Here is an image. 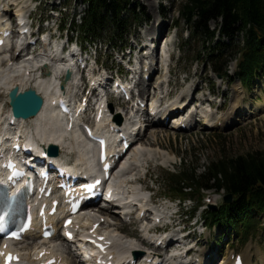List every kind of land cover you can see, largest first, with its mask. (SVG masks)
Wrapping results in <instances>:
<instances>
[{"label":"rangeland","instance_id":"obj_1","mask_svg":"<svg viewBox=\"0 0 264 264\" xmlns=\"http://www.w3.org/2000/svg\"><path fill=\"white\" fill-rule=\"evenodd\" d=\"M80 1L4 0L1 2L0 0V4L2 3L1 8L8 12V16L12 17L14 13L20 16L30 15L31 18H34L36 25H39L41 21L48 20L49 28H47L44 36H47L50 41L59 45L61 42L64 44L63 42L66 37V32L60 33V27L65 25L67 27L73 17L79 19V16L83 14L84 6L78 4ZM183 2L184 0H151L148 5L145 0H133L136 11L138 13L145 12L147 17L139 27L133 26L131 33L126 36L125 40L128 47H134L138 39L143 42L148 41L147 44L150 45V41L154 37H152L153 33L148 30L152 26L155 28L156 23L162 24L164 27L162 31L165 32V37L160 41L158 46L161 54L164 55L162 61L157 62L159 70L153 74V77L144 86L140 84L141 74L137 75L135 80L139 82V86L142 88L146 90L149 88L151 93H154L155 87L158 88V98L161 97V91L166 92V95H169L168 92L172 94L176 93L170 103L176 100L183 102L191 98L190 104L192 107L190 110L194 106L205 112L217 115V117L224 116L229 112L232 98L236 95V83L239 81L235 76L237 65L234 61L230 63L229 74L232 78L222 81L212 74L210 71L211 66L206 59L196 60L200 55L202 57L205 56L202 45L193 42L189 48H186L183 52H179V48L187 41L188 35L187 26L180 19L178 13ZM13 3L16 5L15 10L8 8ZM42 25L45 27L47 23H42ZM210 27L213 29L216 27V24L210 23ZM106 31L110 30L107 29ZM218 41L219 39L216 37L212 45ZM236 41H242L241 35ZM94 44L95 46L88 47L86 50L89 58V68L101 73L108 69L117 70L120 62L119 57L122 56L121 53L106 51L104 46L106 43L94 42ZM36 49L39 52H43L40 45ZM146 49L148 50V47ZM123 55H125L124 63H126L128 51H125ZM110 56L111 59L109 58ZM140 58L141 54L138 52H135L132 56V60L134 61H138ZM96 59L99 61L97 64L95 63ZM100 63H107V67H102ZM49 69L52 70L51 67ZM167 82L169 86H167ZM196 86L199 89L196 90ZM243 89L247 93L243 99V104L249 103L248 106H252L264 100V78L257 79L251 86ZM257 90L259 93H257ZM1 92L0 109L3 108L5 111H8L9 105L5 99L7 94L3 93V90ZM210 102L215 104L212 109L208 106ZM200 104L203 108H200ZM114 106H116V103H113ZM240 109H242V106ZM115 112H121L125 118L123 110H118L115 107ZM241 113L238 106L234 113L230 115L232 122H229L227 125L225 124V126L217 130H207L202 126H198L189 132H181L171 128V121L165 122V126L162 127L159 125L151 126L145 134L143 132L140 133L141 139L139 138L136 141L135 146L126 154L123 162L129 164V172L126 174V178L140 177L143 180L141 182L143 183L142 186L144 185L147 188L144 193L145 196H152L153 199L152 204L149 203L148 205L150 210L170 206L171 212H178L174 220L173 231L178 232L185 227L186 232L189 230L194 232L192 225L196 219L198 220V230L204 233L202 235L196 233L195 236L199 240V248L200 250L202 249L203 254L214 253L220 257L224 255L225 258H229L231 253L239 252L244 254L251 250V264H259L254 251L255 248H258L264 254V214L255 217V225L258 229L255 231V234L251 232L248 238L253 235L255 237L249 238L246 241L243 240L244 242L242 243L240 237H234L232 234L226 233L222 229L220 230L219 226L209 227L203 224V211L208 209L209 206H220L223 201L221 193L206 192L201 205L197 204L196 199L186 201L180 205L177 200H169L170 197L164 191L165 188L163 186V180L168 172H175L178 168H183L184 164V168L195 167L201 173L205 167L221 157L240 156L251 152L264 151V112L254 117H249L247 112H243V116H240ZM143 118H146L145 113L137 116L135 122L137 126H142L139 120ZM39 122H30L29 129L36 132ZM126 122L130 125V123L134 122V119L127 118ZM151 132H157V136L152 135ZM66 146H69V144L66 143ZM76 150V148L71 149L72 158L74 154H77ZM63 151H65V148L62 149ZM114 174L116 178L119 177L118 170ZM136 188H140V185L133 184L129 190H137ZM205 197H210V201L207 202ZM195 207L196 210L194 211ZM109 220L117 223L120 235L137 240L140 249L146 247L139 241V229L142 221L140 222L136 219V214L135 216H131L128 223L114 217H110ZM107 228L108 225L105 226V229ZM111 228L114 229L115 226L113 225ZM222 238L226 239L223 242V246L215 247L213 243L222 241ZM53 246L59 247V243L56 241L53 243ZM218 259L213 264H222L223 261L221 262Z\"/></svg>","mask_w":264,"mask_h":264},{"label":"trees","instance_id":"obj_2","mask_svg":"<svg viewBox=\"0 0 264 264\" xmlns=\"http://www.w3.org/2000/svg\"><path fill=\"white\" fill-rule=\"evenodd\" d=\"M78 4L85 10L79 22L71 20L75 35L69 39L83 47L103 42L108 50H121L132 27L147 17L136 11L133 0H81ZM178 13L188 30L181 52L193 42L202 45L205 56L196 60L206 59L212 74L222 80L231 79L229 65L236 61V76L245 87L264 77V0H184ZM210 23L216 27L211 29ZM240 35L242 41L237 42ZM216 37L219 41L212 45ZM184 167L168 172L163 180L164 191L172 199H196L200 205L208 191L232 194L230 204L204 212L205 222L242 232L245 240L257 230L255 217L264 214V151L221 157L201 173Z\"/></svg>","mask_w":264,"mask_h":264},{"label":"bare ground","instance_id":"obj_3","mask_svg":"<svg viewBox=\"0 0 264 264\" xmlns=\"http://www.w3.org/2000/svg\"><path fill=\"white\" fill-rule=\"evenodd\" d=\"M145 1L147 2L148 5L151 2V0H145ZM4 12H7V11H4ZM163 28L164 27L161 24L158 28V31H157V33H160V38L158 40L159 43L165 37V32L162 31ZM148 31L153 33L154 27L152 26ZM158 46H157V48H158ZM6 53L7 52H6V50H4V47L0 48V55L6 54ZM7 57L8 56H5L4 58L0 57L1 58V60H0V92H1V90H3V93L7 94L9 92V90H11L14 87L19 88V90L21 92L24 90H27V89H35L45 99L44 105H43L41 111L36 116H33V117L26 119V120H21V123H23V125H27L30 122H34V121L39 122L40 121L38 124L39 126L36 128V133H37V136L40 137V139L42 141L41 145L43 147H46L48 145H57L61 149V145L64 146L66 144V137H68L69 140H71L73 142V144L71 141L70 142L68 141L67 143L69 145H71L72 147L74 145H76L77 151H78L80 157L84 158V160H86L87 162L94 163L97 166L96 156L93 155L92 157L89 158V155H91L94 152V145L91 142L87 141V139L82 135V131L78 125V122L75 121L74 129L70 133H67L64 130H60V128H61L60 124L62 123V119L56 113L55 109L49 107V105H48V101H47L48 97L52 94V89L54 88V86L61 79V75H62L61 67H63V66L59 65V64L55 65V68H53L52 70H50V71L45 70L43 72V74L46 73V75H44L45 77L35 78L34 77V72H35L34 67L36 65H38L39 62H43L45 60L44 57L39 59L38 57L34 56L32 60L22 58L23 60L21 61V56L20 55L17 56L14 50H12V52L9 54V58H7ZM10 63H12V65L8 66ZM25 71L26 72L31 71L32 75L29 74V76H26ZM142 73H143L142 76H144L145 73L144 72H142ZM71 81H72V78L68 82V84L71 85V83H72ZM140 84L143 85L142 79L140 81ZM197 89H199L198 86H196V90ZM235 92H236V95H234L232 98V105L229 109V112L226 115H224V116L222 115L219 118L214 117V115H211V117L209 116L207 118L208 124L214 125L217 127L218 123L222 122L223 125H225V124L227 125L229 122H232V117H230V115H232L234 113L235 109L238 106H239V110H241V112H242L240 114V116H243L242 115L243 112H247L249 114V117L258 116L264 112V100L260 101L256 105H252V106H248L249 103L243 104V101H244L243 99L245 98L247 93H246L245 89H243V86L241 85V83L239 81H237V83H236ZM257 93H259V91ZM6 98L7 97H5V99ZM186 101L187 100H185L183 102H179V103H174V105L178 106V105L183 104ZM241 106H242V109H240ZM236 112H237V110H236ZM248 114H246V115H248ZM246 115H244V116H246ZM114 119H117V116H114ZM212 119H214V124H211ZM105 120L107 121V118H106V114L103 111V119L98 125L104 126L103 123ZM2 121H3V119L0 118V122H2ZM3 123L5 124L6 121H4ZM155 125H159L161 127L165 126L164 123H161L160 121L159 122H152L148 125V127H145L144 134H145V132H147L151 128V126H155ZM104 129L106 130V126L104 127ZM172 129H174V128H172ZM156 134H157V132L152 133V135H154V136ZM137 138H138V140H139V138L141 139V137H139V135H137L135 140H137ZM110 141L113 142V139L110 138ZM129 149L131 151V147ZM140 182H143V180H140ZM129 184L133 185L135 183H133L131 181ZM143 198H144V195L142 193L134 191V195L131 198H127V199H129V201L126 202L127 204H125V205L120 204L121 208H116L117 210H119V211H117V213H119L120 215H123L124 218L130 217V216L126 215V212L133 213L135 210L138 212V209L135 206L136 202L138 204L139 209L146 210V213H147L148 212V210H147L148 206L146 204H144V202H142L144 200ZM151 211L154 212L155 217H159V218L165 217V209L164 208H156L155 210H151ZM95 212L99 213L97 216L98 219L101 216H107L109 218L115 216L114 218L121 220V218L119 216L115 215L114 213H112V216H111V215H109V214H107L104 211L99 210V209L95 210ZM79 215H77V216H79L78 219L81 222H83V224H86V222L90 221V219H91V217H90L91 215L90 214L88 215L87 210L81 211L79 213ZM140 221L143 222V218L140 219ZM107 225H108L109 229L108 228L105 229L104 235L106 236L107 240H111L113 242V245L109 249H113L116 253L115 257L113 259V264H120V262L125 263L127 261V259L131 258L132 251L139 249V245H138L139 242L137 240H135L134 238L130 239L129 237H124V236L120 235V231H119V227H118L117 223L110 221V220H107ZM113 225L115 226L114 229L111 228ZM150 230H151L150 220L148 218V221H146V223H143V225H142V236H145L149 240L150 239L154 240L156 238V235L154 233H152ZM34 239H36V238L34 237ZM139 241L143 245L144 239H140ZM50 244L53 246L52 241H50ZM21 249L23 250L24 253H26L29 250L26 247H22ZM250 253H251V250H249L243 254V256H242L243 257V264H251V254ZM254 253L256 255V259L258 260L259 264H264V254L262 252H260V250L258 248H255ZM66 260H67V263H69V264H72V263L76 264V262L73 260V256L72 257L67 256ZM174 261L175 262L179 261L181 263V262H183V258L177 257ZM203 262H204L203 258H201L199 261V264H201ZM137 264H142V263L138 262ZM222 264H233V262H231L230 260H227V261L222 262Z\"/></svg>","mask_w":264,"mask_h":264},{"label":"water","instance_id":"obj_4","mask_svg":"<svg viewBox=\"0 0 264 264\" xmlns=\"http://www.w3.org/2000/svg\"><path fill=\"white\" fill-rule=\"evenodd\" d=\"M71 77L70 72H67L65 81H68ZM18 93V88L12 89L8 95L9 102L12 107L13 113L16 117L29 118L35 116L43 105V100L35 90L28 89L24 92ZM56 153V147H52ZM232 195L228 194L224 197L225 203H230Z\"/></svg>","mask_w":264,"mask_h":264},{"label":"snow or ice","instance_id":"obj_5","mask_svg":"<svg viewBox=\"0 0 264 264\" xmlns=\"http://www.w3.org/2000/svg\"><path fill=\"white\" fill-rule=\"evenodd\" d=\"M68 223H71V221H68ZM0 231H3V228H0ZM12 235H13V236H18L17 233H13ZM69 235H70V234H69Z\"/></svg>","mask_w":264,"mask_h":264}]
</instances>
